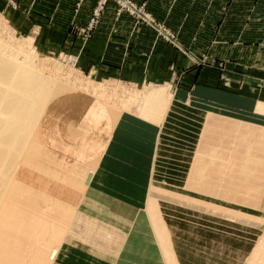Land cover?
Instances as JSON below:
<instances>
[{
  "label": "crops",
  "instance_id": "crops-1",
  "mask_svg": "<svg viewBox=\"0 0 264 264\" xmlns=\"http://www.w3.org/2000/svg\"><path fill=\"white\" fill-rule=\"evenodd\" d=\"M135 1L144 3L148 12L176 33L175 44L135 23L128 13L118 12L112 3L98 15L87 37L83 30L96 0H13V5L0 0V12L14 32L28 34L43 53L75 55L78 66L95 79L142 88L169 85L168 72L172 81L177 72H183L179 76L184 84L168 89L172 103L159 119L143 115L137 104L117 111L98 155L87 195L89 204L100 210L99 223L115 228L108 230L119 237L112 234L111 244L107 241L114 248L94 247L93 240L88 244L76 235L61 247L60 264H168L163 234L155 227L159 222H152L147 205L165 124L177 123L185 111L182 124L190 128L200 114L216 110L264 125V112L258 110V103H264V0ZM224 80L233 83V90L213 84L222 85ZM163 201L159 205L163 220L159 221L169 228L179 264L221 262L222 256L209 255L211 237L200 240L194 220L170 221L176 211L187 214L189 207L179 205L181 209L175 211L176 205Z\"/></svg>",
  "mask_w": 264,
  "mask_h": 264
},
{
  "label": "bare ground",
  "instance_id": "bare-ground-1",
  "mask_svg": "<svg viewBox=\"0 0 264 264\" xmlns=\"http://www.w3.org/2000/svg\"><path fill=\"white\" fill-rule=\"evenodd\" d=\"M29 41L13 44L0 42V264H60L58 257L61 247L73 242L72 239L76 235L88 244L93 237L94 247H106L107 241L112 239L110 238L112 234L116 235L110 232L115 229L114 227L112 230L105 224L97 228L95 221L90 222L86 219L85 214L95 218L100 210L95 205L93 207L89 204V195L86 194L87 189L83 185H75L70 179L60 176L61 173L56 176L49 170L47 163L52 160L51 157L49 158L48 151L51 142L49 133L54 117L60 111V107L63 108L65 100L62 98L63 94H60V82L54 79L56 77L47 75L41 67L39 68L40 65L36 67ZM157 91H150L146 93L147 95L144 94V99L142 98L146 102L143 112L145 111L146 116L155 119H159L164 108L165 112H168L169 104L172 103L171 100L167 101L169 96L165 97L164 92ZM182 114L178 115V121ZM160 120L164 123L166 117L163 116ZM237 128L238 126L227 127L216 125L212 121L207 122L205 128L207 131L203 136L201 135L203 141L198 147L196 160L192 162L193 165L189 169L186 185L188 187H185L184 191L173 192L171 184L160 181L155 174L156 180L151 188L147 205L152 222H159L155 227L159 234H163L161 238L163 242H161L166 263L179 264V261L173 254L170 238H168L169 228L163 223L164 221H159V219L163 220L162 213H159V205L163 200L172 205L191 209L198 207L200 210L194 211L211 220L212 214L216 213L218 221H232L248 230H250L249 225L251 227L254 221L258 220L259 227L264 229L263 212L255 213L256 219L250 218L253 223L250 224L251 221L248 225V218L246 220L245 216L242 217L244 214H241L242 216L239 214V208L234 210L222 207L217 210L216 205L214 208L216 202L212 195L215 194L218 198V193L222 195L223 189L235 190L236 187L239 189L241 187L246 193L242 201L251 204L253 209H264V203L258 205L254 201V198L258 197L261 187L259 183L264 172V133L261 132L263 135L255 134L244 127L241 129L240 125L241 130ZM79 159L82 158L79 157ZM163 161L164 156L161 163ZM72 166L76 167L74 164L69 165L67 171L69 169V171H75ZM159 166L158 164L155 166L156 171L157 168L160 170ZM79 169L78 173L73 171L74 176L78 174L75 179L79 176L85 178L83 175L87 174L86 167ZM72 171L69 173L71 174ZM85 176L91 178L92 175ZM52 194L59 198V203L54 204V207L51 206L52 204H47L49 203L47 197ZM262 196L264 200V195ZM80 201L82 206L79 204ZM63 203H67L69 208L63 209L61 207ZM222 231L220 226L215 233L221 234ZM262 236L264 240V230ZM222 239L220 236L213 239L211 237L209 246L211 257H225L224 259L221 257L222 261L218 264H264V248L261 250V247L253 245L252 238H249L251 241L246 247L245 243L248 239L247 235H243V231L236 238H229L230 242L222 241ZM112 241L114 242V238ZM109 242L110 245L111 241ZM109 245L107 247L111 249L112 245Z\"/></svg>",
  "mask_w": 264,
  "mask_h": 264
},
{
  "label": "rangeland",
  "instance_id": "rangeland-1",
  "mask_svg": "<svg viewBox=\"0 0 264 264\" xmlns=\"http://www.w3.org/2000/svg\"><path fill=\"white\" fill-rule=\"evenodd\" d=\"M7 1L10 5L14 4L13 0H7ZM131 1L134 2V4H136L137 7H141L143 9V12H132L126 9L125 7H122L119 3V0H107L103 8L99 10V14L101 13V11L105 8L107 4L112 3L118 12L128 13L134 19L135 23H142L148 26L149 28L153 29L158 35H160V37L170 42L171 44H175L177 42L176 33L172 31L164 22L156 19L150 12H148L145 8L144 3H139L135 0H131ZM97 3H98V0H96V4L92 10V15L88 21V24L85 26L83 30L84 36L88 37V35L91 32V29L94 27L96 23V20L99 14L95 18V21L91 22L90 20L92 19L93 12H95L94 10L97 6ZM261 7H264V3L261 4ZM27 35L28 34L26 33L22 34V33L14 32V30L9 25L8 21L3 17L2 13L0 12V42L2 41L1 43H7V44L11 42L10 44H13L16 42L22 43V41L24 42V41L30 40L29 41L31 44L30 50L33 52L32 55L35 60V65H37L36 67L40 65L39 68L41 67L43 71L46 72L47 75L52 76L53 78L56 77L54 79L55 80L57 79L58 83L59 82L61 83V85L59 83V87H60L59 90L61 92L60 94L61 95L63 94L62 98L65 101L63 100L64 101L62 105L63 108L60 107V111L57 112L58 115L56 113L54 117V121L52 123V127H51L52 129L50 130V133H49V138H51L50 139L51 142H50L48 151H49V158L50 157L52 158L51 162L49 161L47 163L49 170H51L52 173L54 172L56 176L57 174L59 176L61 173L60 176H64L68 180L70 179V181L74 182L75 185H83L87 189V186L91 178L85 175L87 174L89 176L92 175L94 168L96 166L98 155L107 141L110 128H111L110 126H111V123L114 121L115 116L117 115V111L119 112L120 110L126 108L127 106H129V104L130 105L137 104V106H140L138 108L139 110L142 111L143 115H147L145 111L143 112V109L145 110V103H146L145 100H143L144 94L147 95L150 91H157V90H158L157 92L162 91L165 93L164 94L165 97L169 96L167 97V101H170L171 96L169 94L168 89H171L172 85L175 88V85L178 86V85L184 84L183 80L179 76V75H183L182 74L183 72H180V73L177 72L176 73L177 76L174 75L175 78L173 81L171 80V77H172L171 71L168 72L171 75L170 79L167 81L169 85L167 84H163L161 86L149 85V86H145L142 88H140V86L136 87L129 83H121L117 81H110V80H104V79L99 80V79H95L94 77H92V73L86 70H83L80 68V66H78L77 57H75V55L64 53V52L43 53L42 51H39V49L35 47L33 43V39ZM37 61H38V64H37ZM203 61L204 59L202 60V62ZM219 63L220 62L218 63L215 62L213 63V65L220 67ZM184 82H187L188 84L191 83V81H184ZM213 84L215 86L217 85V86L227 88L228 90H233L232 88L233 83L231 84L230 80H224L222 82V85L219 84V82L217 81L216 82L213 81ZM163 110L165 111V108ZM258 110L261 112H264V103H258ZM195 115L197 114L195 113ZM199 116L200 117L196 119L197 121L195 122V124L191 123L190 128L187 127L188 126L187 124H186L187 126H183L182 124L184 117H187V114L185 113V111L183 112L182 116L180 117V120L177 123H174L172 126H169V127H166L167 126L166 124L164 127V123H163V125L161 126V128L164 127L161 133L162 136L160 139L161 141L160 146H158V148L161 149V152L159 153L160 149H157L158 152L155 155V164H154L153 173H152L154 175L152 176L153 178L151 179L147 203H148L149 197L151 196L150 194L152 190L151 188H153L154 186L153 184L155 182L154 180H156V177L160 181L171 184L172 186L171 188L172 190H174L173 192H178V191L182 192L185 190V187L186 188L188 187L186 186L187 185V175H188V172L190 171L189 169H191L194 161L196 160L195 156L198 153V147L202 144L201 141H203L202 136L204 135V132L207 131V129H205L207 122L212 121V122H215L216 125L220 124L222 126H227V127L228 126L230 127L238 126L239 128V125H240L241 129L245 128L246 130H250L255 134L257 133L259 135H263L261 132L264 133V125L262 123L251 122V121H247L246 119L237 120L235 117H232L231 115H225L224 113H221L220 111L213 110L210 113H206L204 115L200 114ZM192 126H195V127H192ZM240 128L239 130H241ZM170 131H172L173 133H169ZM238 134L239 133H237V135ZM198 141H200V143ZM230 144L231 143H229V145ZM231 147L235 148L236 146L234 147L231 146ZM50 149L53 151H51ZM163 156H164V161L161 163ZM79 157H81L83 160L79 159ZM84 158L86 160H84ZM88 159L90 160V162ZM159 159L161 160L159 161ZM56 160L58 161L56 162ZM86 162H88L89 164L87 163L86 165ZM91 162H92V165H91ZM72 163L76 165V167L78 168L76 170V167L72 166L74 167L76 171L75 172L73 170L75 173H78L77 171L80 170L79 169L80 167L82 168L86 167L88 171L86 170V172L85 171L84 172L87 174H84L83 170H81L82 172L80 171L82 174H84L83 177L85 178H82L81 176H79L78 179H75L78 176V174L74 176L75 173H73L72 170H71L72 171L71 174L69 173L71 172L69 171L70 169L67 171V169L69 168V165H73ZM157 164L158 166L160 164L159 167L161 168L160 170L157 168V171H156L155 166H157ZM89 167H90V170H89ZM66 172L67 174H65ZM155 174H156V177L154 178ZM72 175L74 177H72ZM262 176L263 177L261 178L260 183H259L261 187L259 190L258 197L256 199L254 198V201L257 202L258 205L264 203L263 198H261L263 197L262 195H264V190H262L264 189V172ZM234 188L235 187H233V189ZM230 189L229 188L223 189L221 191L222 195L218 193V198L215 194L212 195L214 198L213 200L216 202L214 203V208L216 205L217 210H220L222 207H229L226 209H234V210L240 209L239 214L240 215L244 214L243 216L242 215L241 216L242 217L245 216L246 220L248 218L247 220L248 225L251 221L252 222L250 224H252L253 220L256 219L254 217L255 213L260 214L261 212H263L262 215H264V209L262 208H260V210L259 208L253 209L254 207L252 208L251 204H247L244 201H242V199L245 198L246 193L243 192L241 187L240 189L236 187L235 190L237 189V191L230 190ZM82 190H84V188H82ZM261 191H262V194H260ZM86 194H88L87 191H86ZM206 195L209 197L208 194ZM54 196L55 195L52 194L47 197L48 199L47 201H49V203L47 204L48 205L52 204L51 206L53 207L55 206L54 204H56L57 202L59 203V198H57L58 196L57 197L56 196L54 197ZM79 204L81 205L82 202ZM204 205L205 204H203V206ZM176 206H179V205H176ZM176 206H174L175 211L177 209L178 210L181 209L180 206L179 207H176ZM61 207L65 210L69 208L67 203L66 204L63 203ZM200 207L202 208V205ZM192 209L187 208L186 209V211H188L187 214L176 211V213L174 214V217H171L169 219L170 221L172 220V222L175 221L176 223L177 221L180 220V218L182 219L184 217H188L187 220H192V221L194 220V222H196V226L198 230L201 232L199 234L201 236L199 238L200 240H204L203 239L204 237L205 238L212 237L213 239V237L219 238L220 236L221 238H223L222 241L230 242L228 240L229 238H236V236L239 235L241 231H243V235H247V239H248L247 243H245L246 247L249 245V242L253 240V242L251 241V243L252 244L254 243L253 245H255L256 247L258 246L259 248L261 247L260 249L263 250L264 240L262 238L263 237L262 234H263L264 229L259 227L260 223L258 224L257 222L258 220L254 221V225L256 227H254L253 224L251 227L249 225L250 230H248L246 228L240 227L239 225L235 223H232V221H222V220L218 221L216 219V213L212 214L213 218L211 220L209 218L207 219L206 217L200 216L201 213L194 211V210H200L198 209V207H196V209L194 208ZM241 210L243 212H241ZM251 211L253 214L252 213L250 214ZM248 212L250 215L248 214ZM223 214H220V215L223 216ZM85 217L90 222L95 221L97 224V228H99L100 225H103V226L105 225V223L104 224L99 223L100 220L96 219V217L94 218L92 215L89 216L85 214ZM250 218H253V220ZM220 226L222 227L223 231L221 234H219V232L216 234L215 230H218ZM210 233L211 235H208ZM249 238L250 239L252 238V239L250 240ZM90 240H93V237ZM258 243L260 245L263 244V246H260ZM48 261L50 260L48 259Z\"/></svg>",
  "mask_w": 264,
  "mask_h": 264
},
{
  "label": "built area",
  "instance_id": "built-area-1",
  "mask_svg": "<svg viewBox=\"0 0 264 264\" xmlns=\"http://www.w3.org/2000/svg\"><path fill=\"white\" fill-rule=\"evenodd\" d=\"M106 1L107 0H98L97 6L94 10L95 12H93L92 19L90 20L91 22L95 21V18L99 14V10H101V8H103ZM119 3L122 7H125L126 9H128L132 12H143V9L141 7H137L136 4H134V2H132L131 0H119ZM146 17H148V16H146Z\"/></svg>",
  "mask_w": 264,
  "mask_h": 264
}]
</instances>
